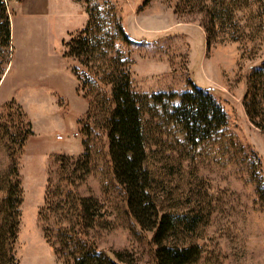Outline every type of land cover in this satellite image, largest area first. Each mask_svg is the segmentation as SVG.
<instances>
[{
	"label": "rangeland",
	"instance_id": "rangeland-1",
	"mask_svg": "<svg viewBox=\"0 0 264 264\" xmlns=\"http://www.w3.org/2000/svg\"><path fill=\"white\" fill-rule=\"evenodd\" d=\"M145 1L112 0L132 40L127 50L134 60L135 90L181 94L192 83L211 90L229 115L226 129L190 158L152 149L158 198L163 203L190 198L205 208L209 221L198 231L203 254L196 264H264V211L250 160L252 152L258 155L264 178V131L251 124L244 109L246 79L264 62V45L208 43L199 18L176 14L164 0L144 6ZM8 6L11 46L0 53V115L14 102L34 132L18 162L23 203L15 254L20 264H62L45 241L38 216L55 160L81 156L84 141L97 150L95 135L82 133L89 102L74 74L82 66L66 56L65 47L88 18L81 0H11ZM8 166L0 142V173ZM79 193L95 198L105 211L104 224L90 233L99 252L114 262V254L122 253L121 264H154L153 233L142 231L128 214L106 164H99Z\"/></svg>",
	"mask_w": 264,
	"mask_h": 264
},
{
	"label": "trees",
	"instance_id": "trees-1",
	"mask_svg": "<svg viewBox=\"0 0 264 264\" xmlns=\"http://www.w3.org/2000/svg\"><path fill=\"white\" fill-rule=\"evenodd\" d=\"M10 1L0 0V53L11 46ZM81 1L86 26L65 47L66 56L82 66L74 70L78 91L89 102L82 133L95 135L97 150L94 153L90 142L84 141L81 156L63 155L55 160L57 169L47 181L38 216L44 239L62 264L124 263L122 253L114 254V262L96 248L90 233L104 224L105 211L95 198L79 193L103 163L124 195L128 214L142 231L153 233V263L196 264L203 254L198 231L209 215L190 198L160 202V180L150 165L151 152L156 147L190 158L226 129L229 115L211 90L192 83L181 94L136 91L134 60L127 50L132 40L116 5L112 0ZM164 1L172 3L178 15L199 18L208 43H234L241 49L264 45V0ZM244 109L251 124L264 131V62L251 68L246 79ZM33 136L21 106L5 105L0 115V142L9 166L0 173V264H20L15 254L23 203L18 162ZM250 160L258 203L264 211L261 159L252 152Z\"/></svg>",
	"mask_w": 264,
	"mask_h": 264
}]
</instances>
